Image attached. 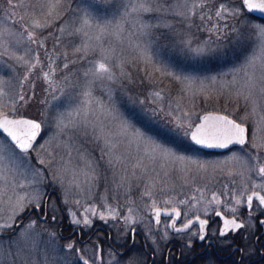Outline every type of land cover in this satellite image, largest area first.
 I'll list each match as a JSON object with an SVG mask.
<instances>
[{
  "label": "rangeland",
  "instance_id": "1",
  "mask_svg": "<svg viewBox=\"0 0 264 264\" xmlns=\"http://www.w3.org/2000/svg\"><path fill=\"white\" fill-rule=\"evenodd\" d=\"M98 2L63 0L61 18L49 27L36 29L31 16L25 13L35 12V17L43 22L39 8H27L25 0V7L18 5L13 10L8 0H0V30H5L0 38V89L5 93L0 96V115L29 116L43 125L35 147L22 156L18 150L13 153L10 140L0 132V154L4 156L0 170L6 177L0 178V224L16 226L32 206L15 215L18 197H23L25 204L39 197L42 205L47 188L53 186L58 188L72 223L73 212L75 219L92 220L90 226L73 224L90 229L94 223L105 222L120 244L137 227L160 254L169 239L188 244L197 233L194 230L172 233L165 218L155 225L151 217L153 201L155 206L181 208L183 219L194 214L208 215L218 207H227L225 198L242 200L248 190L264 180L254 172L245 171V167L251 169L264 164V148L253 147L264 141V121L260 120V115H264V94L259 91L264 86L260 80L264 69L259 60L255 67L245 66L247 59L259 55V37L249 29L247 46L232 48L233 28L244 29L249 24L264 26V19L242 8L241 16L224 13V19L216 17L219 5L239 7V0H151L150 6L160 11L131 14L124 22V34L119 42L110 36L103 38V48L114 50L108 61L114 77L96 79L84 73L94 71L92 62L101 59L99 52L76 53L74 49L85 44L90 49L95 47L97 42L89 39L96 35L95 23H119L125 10L120 7L119 11L97 12L93 6ZM135 2L121 0L125 6ZM13 3L18 4V0ZM86 13L94 19L93 27L86 29L88 36L70 35V31L74 33L81 27L78 17ZM22 15L25 19L19 21ZM141 24L171 25L170 29L152 31L156 36L170 32L176 41H192V47L210 44L226 55L212 59L184 56L173 40L165 38L153 40L144 52L142 47L134 46L146 42L139 35ZM29 32L35 33L38 43L28 40ZM21 56L30 63L38 58L40 63L30 71L28 64L17 59ZM49 64L55 68L54 73L50 72ZM117 64L122 67H116ZM44 72H50L51 84L45 80ZM165 72L180 75L182 80L164 75ZM250 76L255 88L246 101ZM141 90L144 94H140ZM157 92L159 96L154 95ZM21 95L23 101L19 100ZM253 101L257 105L255 115L250 114ZM206 110L223 111L239 121L246 113L250 114L244 121L250 130L249 142L223 153L205 152L193 146L189 135L184 133H190L200 113ZM138 117L149 118L154 126L167 133L171 120L178 119L185 127L177 129L172 140L167 137L170 134L157 135ZM123 119L130 120L175 155L162 157L159 151L151 152L147 144L134 139L131 129L125 133ZM176 156L184 159L178 160ZM233 157L247 161V165ZM108 160L113 163L109 165ZM34 171L41 173V183L32 181ZM145 191H151L152 195H144ZM213 195L219 203L213 200ZM168 200L170 204L165 203ZM93 207L105 215L111 207L118 215L115 219L101 220L85 211ZM53 208L54 214H60L58 204L52 199L50 209ZM13 215L15 223L10 219ZM129 215L132 219L126 223L124 217ZM11 238L0 237V264H82L75 250H68L67 242L51 229L50 223L41 222L37 217L23 222ZM140 247L136 246L130 256H122L95 239L90 244H82L81 253L97 264H145L147 254ZM97 254L102 259L97 260Z\"/></svg>",
  "mask_w": 264,
  "mask_h": 264
},
{
  "label": "snow or ice",
  "instance_id": "2",
  "mask_svg": "<svg viewBox=\"0 0 264 264\" xmlns=\"http://www.w3.org/2000/svg\"><path fill=\"white\" fill-rule=\"evenodd\" d=\"M9 5H11L12 9L14 10L18 5L20 7H25V0H18V4H14L13 0H8ZM151 0H137L135 3H131L127 6L123 5L121 3V0H110V2H104V0H100V2L96 3L93 6L94 11H107L108 9H116L119 11L120 7H124V13L121 17V22L119 23H112V22H105L103 24L96 22V35L94 37H89V39H94L97 44L93 48H89V45L85 44L82 47L75 48L74 51L76 53H85L87 54L89 51L92 52H99L101 59L93 63V69H90L89 72H85L84 76H89L90 74L96 78V79H113L114 73L112 71V67H110V64L108 61L112 59V56L110 53H113V49H104L103 48V38L106 36H110L115 38L118 42L121 40L123 34H124V22L127 21V18L133 14V13H139V12H153V11H160L159 8H153L150 6ZM239 7L233 6L229 8L225 4L219 5V8L216 11V17L219 19H224V13H229L233 16H241V8L244 12H247L249 14L258 12L261 16H264V0H239ZM27 8L36 9L39 8L40 10V16L43 20L41 22L40 19H37L35 17V12L32 13H25L26 15L31 16V23L36 29H44L46 27L51 26V24L61 18V9L63 8V0H27ZM203 6V5H200ZM193 7H196V5H193ZM25 19V16H20L19 21H23ZM18 21V22H19ZM81 27L76 28L75 32H69L70 35H79L83 34L85 36H88V32L86 29L92 28L94 24V19L91 17L90 13H86L83 16L78 17L77 21ZM217 30H219V26H214ZM225 27H227L225 25ZM160 28H171V25H146L141 24L139 25V35L144 37L145 43L143 45L136 44L134 45L137 48H143L144 52H147L148 49L151 47L153 40H159L161 38L170 39L175 42V46L179 48L180 54L188 57L193 58H204V59H212V58H219L224 55H226L223 51H217L211 47L210 44H204L203 46H197L192 47V41L190 40H184L181 39L179 41L175 40V36L172 35L170 32H161L159 36H156L155 33L152 31V29H160ZM249 29L252 32H255L260 40L259 43V55L258 56H252L251 58L247 59L246 61V67H255V62L257 60L261 63V68L264 69V26L260 25H253L249 24L244 29H236L233 28L232 31L235 34L234 37V43H232L233 50L237 48H245L248 44V41L250 40V36L248 35ZM61 32L64 31L63 28L60 29ZM5 34V30H0V38H2ZM28 40L32 43H38V41L35 38L34 32L28 33ZM39 43H42V41H39ZM220 46L217 45V48ZM67 55V53H65ZM17 59L24 61L25 64L29 65V70L31 71L34 69L39 63V59H36L35 63H30L27 60H24V57H17ZM148 61L151 62V57H147ZM116 67H122L121 64L115 65ZM64 67L67 68L68 64H64ZM49 69L51 73L55 72V68L52 67V64H49ZM156 72H160L159 68L155 69ZM50 72H44L43 76L45 80H47L50 84L52 83L50 78ZM164 75L172 76L173 79L180 81L182 80V77L180 75H175L171 72H165ZM186 79V78H184ZM260 80L262 83H264V75L260 77ZM2 83V81H0ZM248 87V95L244 96V99L247 101L250 96H252V89L255 88V83L252 82V77H249V84ZM261 94H264V86H262L259 90ZM90 95V93H86ZM5 95V93L0 89V96ZM154 95L159 96L160 93H154ZM238 95H240L238 93ZM19 100L23 101L24 96H19ZM15 110L13 109V112ZM251 115L257 114V105L255 104V101H253V107L251 109ZM250 114H245L244 116L240 117V122H238L236 119H230L227 115H213L208 114L204 115L202 118V122L198 125H196L195 130L190 132V139L194 141L196 144L208 147V148H228L230 145L236 144V145H245L248 141V132L249 129L244 123L245 120L249 118ZM79 115V113H77ZM140 119H144L146 122V125L154 132L157 133V135H167V131L164 129H161L159 127L154 126L150 119L147 117H138ZM260 120L264 121V115H260ZM175 127L177 129L184 128L185 125L180 123L179 121L176 122ZM191 124L187 125V128H191ZM123 129L125 133H127L128 129L132 130V136L136 141H139L142 144H147L150 148V151L153 153H156L159 151L160 155L162 157L172 156L175 155V153L166 148L164 145H161L158 143L153 136H150L147 132L136 128L135 124H133L130 120L123 119ZM0 130H2L4 133L7 134V137L10 139V145L9 148L13 151V153H16L18 150V153L22 156L23 154H26L30 149L33 148V144L36 141L38 135L40 134L42 130L41 123L37 122L36 120L32 119H11L9 118L8 114H5L3 116H0ZM185 135H189L188 132L184 133ZM253 147H260L264 148V141H262L260 144H253ZM103 159V157H101ZM176 159L183 160L184 158L181 156H176ZM233 159L240 160V162L243 165H247V161L242 160L239 157H233ZM4 160L3 154H0V162ZM41 164L44 163L43 160L40 161ZM113 162L112 160H108V164L111 165ZM193 164H196V161H192ZM201 168H203V165H200ZM94 171V170H93ZM245 171H251L254 172L256 175L260 176L261 178H264V164H259L257 166H254L251 169H248L245 167ZM242 176L244 175V172L240 173ZM231 175V173H229ZM0 178L6 179V177L3 176L2 170H0ZM55 179V178H54ZM32 181L36 183L42 182V176L41 173L38 171H34ZM254 188H264V183L254 185ZM144 195L151 196V191H145ZM39 197H34L33 199L29 200L27 204H25L23 197H18L16 200V204L14 207V213L15 215H18L20 212H23L25 208L28 205H32L35 208L39 209L41 207L39 202ZM258 201L257 210L260 211L261 215H264V195H261L260 192L253 190L250 195H247L245 198V206L249 210L248 215L249 217L252 216V209H253V200ZM213 200L216 203H219V199L213 195ZM77 203H79L77 201ZM165 203H171V200L165 201ZM180 203H185V201H180ZM237 205L241 203V200L237 198L236 200ZM153 206L155 207V201H153ZM18 209V211H17ZM53 208L51 211H54ZM86 212H90L93 216H98L101 220H107L109 217L112 219H115L118 213L115 209L109 207L108 208V214L105 215L103 212L97 213L95 208H87L85 209ZM233 213L237 211L236 208L230 209ZM165 215H172L175 214L176 217H179L181 213L176 210L172 209V212H169L167 209L164 210ZM15 215L10 217V219L15 223ZM160 215H161V209L156 207L155 208V216L157 222L160 221ZM217 215H221L220 213H217ZM72 216L74 217L73 223L75 224H81L83 223L86 226H90L92 224V220L88 219L87 217H84L83 219H75L76 213L73 212ZM53 220L56 219L55 215L51 217ZM132 218L131 216L124 217L125 222L127 223ZM197 220L199 221L201 229L204 228V226L207 224L206 220H200L199 217H197ZM261 224H264V220L259 221ZM35 223V222H33ZM192 224V221H188V223L184 224L183 228H176L175 227V221L172 222L171 227L177 231L181 232L190 227ZM250 228H254V225L249 224ZM245 224L243 222H238L236 219L227 220L224 221V229L220 233L221 235H225L229 230H240L244 229ZM12 232L13 231V224L12 223H4L0 224V237H3L5 235V232ZM10 239V237H9ZM199 239L203 240L205 239V236L201 235L199 236ZM75 247L74 243H69L67 245V248L73 249ZM239 250V249H238ZM97 260L102 259L101 256L98 254L95 256ZM83 261V264H89V261L83 260V258H80Z\"/></svg>",
  "mask_w": 264,
  "mask_h": 264
},
{
  "label": "flooded vegetation",
  "instance_id": "3",
  "mask_svg": "<svg viewBox=\"0 0 264 264\" xmlns=\"http://www.w3.org/2000/svg\"><path fill=\"white\" fill-rule=\"evenodd\" d=\"M240 147L242 146L234 148ZM262 183H264V180ZM53 188L55 187L50 186L47 188L48 190L44 198V203L39 209L30 206L26 212H24L21 219H24L23 222H25L31 217H37L41 222H49L52 227L51 229L56 230L63 241H66L67 244L74 243L75 247L73 249L68 248V250H75L82 264L83 261L80 259L81 257L83 260H89L81 253V245L86 243L90 244L94 242L95 239L122 256H130L136 246L140 247L142 245L140 247V249L144 250L142 253L147 254L145 264H264V224L259 222L260 220H264V215H261L260 211L257 210L256 206L258 205V201L255 199L253 200L251 217H249V210L245 206V198L251 191L258 190L261 195H264V188L253 187L248 190L244 194V198L239 205H237L232 197L225 198L224 201L227 203V207L221 206L216 208L212 214L202 215L208 220L205 239H199L201 227L199 224H195L190 229L183 231H196L197 236L194 240L187 244V242L184 243L177 239H169L167 244L162 248L160 254H157L153 250L148 244L146 237L141 232L135 235L131 233L130 237L126 239V242L120 244L115 240L113 229L105 222L94 223L90 229H84L82 225L73 224L61 202V195L58 188L51 192ZM52 199L58 204L59 210L61 211L60 214H54L51 211L50 203ZM232 208H236L237 211L233 213L230 211ZM219 211L229 217V220L236 219L238 222H243L245 228L236 231L229 230L225 235H221L220 233L224 228L222 215H217V213H220ZM53 215L56 217L55 220L51 218ZM194 215L183 219L182 214L179 224L182 225L186 223L187 220ZM164 218L168 226L170 217ZM249 224L254 225V228H250ZM17 232L18 227L13 226V231H6L3 237H10V239H12L11 237L15 236ZM183 232L179 233L181 234ZM137 263L138 262H134L133 264ZM89 264L97 263L89 261Z\"/></svg>",
  "mask_w": 264,
  "mask_h": 264
},
{
  "label": "water",
  "instance_id": "4",
  "mask_svg": "<svg viewBox=\"0 0 264 264\" xmlns=\"http://www.w3.org/2000/svg\"><path fill=\"white\" fill-rule=\"evenodd\" d=\"M252 15H254V16L258 17V18L264 19V16H261L258 12H256V13H252ZM5 114H7V113H4V114H2V115H0V116H3V115H5ZM208 114H213V115H227V116H229L230 119H236V118H234L232 115H230V114H228V113H226V112H223V111H217V110H206V111H203V112L200 113V115H199V117H198V120L194 123V125H193V127L191 128L190 132H191V131H194L196 125H198V124H200V123L202 122V118H203V116H204V115H208ZM8 115H9V118H11V119H20V118H24V119H32V120H36L37 122L41 123L40 120H38V119H36V118L29 117V116H24V115H17V116H14V115H11V114H8ZM236 120H237V119H236ZM237 121L240 122L239 120H237ZM245 124H246V123H245ZM41 126H42V130H41L40 134L38 135L36 141L34 142V144H33V148H34V146L36 145V143L38 142V140L40 139V137H41V135H42V132H43V125H42V123H41ZM246 126L248 127L247 124H246ZM248 129H249V127H248ZM0 132H1L2 134H4V135L7 137V134L4 133L2 130H0ZM7 138H8V137H7ZM8 139H9V138H8ZM9 140H10V139H9ZM189 140H190V142H191L195 147H197V148H199V149H201V150H204V151H206V152H225V151H227V150H230V149L233 148V147H236V146H242V145H236V144H233V145H230L228 148H208V147H204V146L198 145V144H196L194 141H192V140L190 139V133H189ZM248 140H249V132H248ZM247 142H248V141H247ZM33 148H32V149H33ZM32 149H30L29 151H31ZM29 151H28V152H29ZM55 190H57V189H56V188H53V189H51V192H52V191H55ZM255 191H258V190H255ZM251 192H252V191H251ZM251 192H250L248 195H250ZM258 192H259V191H258ZM156 207H158V208L161 209V215H160V221H159V222H157V220H156V216H155V208H156ZM31 209H32V208H31ZM165 209H167L169 212H172V209H176V210H178V211L181 213V215H180L179 217H176L174 213H173L172 215H165V212H164ZM219 212H220L221 215H222V219H223V228H224V221H225V219L229 220L230 218L227 217L223 212H221V211H219ZM151 216H152V220H153V222H154L155 225H158V224L161 222L162 218H164V217H170V220H169V222H168V228H169L172 232H175V233H179V232L175 231V230L171 227L173 221H175V227H176V228H183L184 224L188 223V221L191 220V221H192V224L190 225V227H189L188 229H190V228H191L192 226H194L195 224H199V221L197 220V217H199L200 220H206V221H208L206 217H203L202 215L196 214V215H194L193 217H191L190 219H188L186 223H184V224L181 225V224H179V222H180V220H181V218H182V210H181V208H179V207H165V206H162V205H156L155 207H153L152 210H151ZM23 221H24V219L19 220V222H17V227H19V226L23 223ZM199 225H200V224H199ZM206 227H207V224L204 226L203 229H201L200 236L203 235V236L206 237V235H207ZM188 229H186V230H188ZM186 230H184V231H186ZM131 232H132V235H135L136 233H139L140 230H139V228L134 227V228L132 229ZM181 232H183V231H181Z\"/></svg>",
  "mask_w": 264,
  "mask_h": 264
},
{
  "label": "trees",
  "instance_id": "5",
  "mask_svg": "<svg viewBox=\"0 0 264 264\" xmlns=\"http://www.w3.org/2000/svg\"><path fill=\"white\" fill-rule=\"evenodd\" d=\"M263 20V19H261ZM264 21V20H263ZM142 91V90H141ZM140 91V94H144V91L141 92ZM147 92V91H146ZM178 121V119H174V120H171L169 123H168V127H169V131H168V134H170V136H167L169 137L170 139L174 140L175 138L173 137V135L175 134V131H177V128L175 127V124L176 122ZM170 132V133H169ZM173 137V138H172ZM177 139V138H176ZM176 141V140H175ZM52 228V227H51Z\"/></svg>",
  "mask_w": 264,
  "mask_h": 264
}]
</instances>
